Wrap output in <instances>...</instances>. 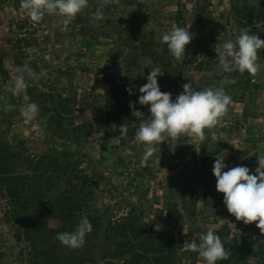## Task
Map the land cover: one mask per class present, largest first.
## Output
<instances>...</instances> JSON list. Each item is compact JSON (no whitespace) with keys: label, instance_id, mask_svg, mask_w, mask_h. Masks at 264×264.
<instances>
[{"label":"rangeland","instance_id":"1","mask_svg":"<svg viewBox=\"0 0 264 264\" xmlns=\"http://www.w3.org/2000/svg\"><path fill=\"white\" fill-rule=\"evenodd\" d=\"M89 1L62 31L58 15L46 14L35 23L21 0H0V154L10 159L15 153L14 170L30 177L13 203L0 189V264H204L183 244H199L209 225H216L225 249L237 253L217 264H264V234L255 223L245 225L228 213L212 171L221 155L224 171L246 166L255 174L256 154L264 153V49L258 50L255 76L225 72L215 52L244 29L264 40V0ZM97 9L103 19L94 17ZM177 25L190 27L193 47L175 60L176 67L164 72L146 53H136V47L153 41L160 50L162 36ZM25 62L45 74L38 81L25 74L26 92L10 91L16 69ZM157 66L163 73L157 77L160 90L171 93L173 101L191 83L193 91L223 88L231 103L218 125L204 130L203 142L186 135L175 145L164 141L142 166L145 146L132 143L141 121L129 104L150 117V106L138 103L139 88ZM107 75L109 91H122L117 99L105 92ZM28 103L39 108L32 120L20 111ZM123 124L126 135H121ZM74 128L79 131L73 137L65 131ZM52 155L65 162L66 175L53 176ZM35 163L39 171L33 174L29 167ZM76 186L81 190L69 205L79 201L80 213L64 217L65 223L42 217V203ZM83 217L92 225L83 247L62 245L55 231L63 226V232H73ZM126 241L141 256L127 254Z\"/></svg>","mask_w":264,"mask_h":264},{"label":"clouds","instance_id":"2","mask_svg":"<svg viewBox=\"0 0 264 264\" xmlns=\"http://www.w3.org/2000/svg\"><path fill=\"white\" fill-rule=\"evenodd\" d=\"M120 0H103L104 5L119 4ZM21 6L32 22L42 21L45 15L56 14L60 17L63 25L62 31H67L68 25L78 13L89 6V0H21ZM96 19H103L101 9L94 13ZM184 27H174L169 33L162 36V43L166 44L169 52L175 60L179 61L185 56L186 46L193 39L192 33ZM264 49V40L256 34H249L244 29L236 36L235 40H228L222 46H216L215 52L219 57V63L225 72L239 71L255 76L260 71V64L257 62L258 50ZM46 61L52 57L45 55ZM54 62V61H53ZM19 73L14 80L10 91L16 93L26 92L28 82L25 74L33 81H38L44 70L37 74L28 63L16 69ZM160 67L151 68L147 75V83L139 88L141 95L138 98L140 105H148L150 117L145 118L144 114L135 109L134 102H130L132 116L140 120L135 131L133 144H142L145 151L141 158V165L145 166L148 159L157 151L164 141H175L182 135L198 138L203 142L205 129H212L218 125L221 118L228 112L231 97L223 88H206L202 91H193L192 84L183 85V92L173 101L171 93L160 90L157 77L162 75ZM126 91L132 94V89ZM25 99H29L25 95ZM21 115L28 119H34L39 108L35 103H28L21 108ZM121 135H126L128 128L121 125ZM157 145L159 147L157 148ZM129 150V155H131ZM258 156V167L255 174L246 166H235L224 169L227 165L223 162L224 156L219 155L213 165V175L216 178V191L223 194V203L230 215L236 221H242L245 225L256 224L261 234H264V153ZM133 202L137 200L132 197ZM239 233L235 224L230 223ZM183 234H188V226L183 224ZM160 225L156 229L160 230ZM92 231V225L87 217H83L73 232L58 233L55 237L64 246L70 249L83 247L86 234ZM240 235V233H239ZM200 243L195 240L183 244L184 251L197 252L204 264H217V261L227 260L231 252L226 250L220 236L217 234L216 225L206 227V232L201 233ZM254 264V261L251 262Z\"/></svg>","mask_w":264,"mask_h":264},{"label":"trees","instance_id":"3","mask_svg":"<svg viewBox=\"0 0 264 264\" xmlns=\"http://www.w3.org/2000/svg\"><path fill=\"white\" fill-rule=\"evenodd\" d=\"M91 2V1H89ZM88 8V7H87ZM86 8V9H87ZM236 9V8H235ZM238 13V12H237ZM82 19L81 14L78 15L77 17V22L79 23ZM178 27H182L181 25H177ZM156 43L153 41L152 44L149 43V45L147 43H145L142 48L141 47H136V53L137 51H139V49L142 51V53H146V55L149 56L150 60L152 63L159 65L160 67L164 68V72H166L165 70H169V67L172 65H174L175 67L176 62L174 57L171 55V53L168 50V47L166 44H159L158 46L160 47V50L156 49V47L154 46ZM193 44L190 43L189 45L186 46L187 50L192 49ZM132 52H135V49H132ZM134 57H137V55H134ZM130 57H128L126 59L127 61V66L129 67V65L131 64L132 61H130ZM134 61H136V58L134 59ZM133 61V62H134ZM129 64V65H128ZM108 67L106 66V69ZM230 74H236V71H232L229 72ZM169 76H172L171 74H168ZM235 79H237V85L239 87H241V85H243L242 82L238 81V78L235 77ZM161 81H164L161 79ZM165 81H167V79H165ZM104 83H105V92L108 96V99L113 96L114 98L117 99V94L121 93L117 92L116 90L118 88L112 89L111 91H109V85L111 84V78L110 75H107L106 78H104ZM161 85V84H159ZM108 87V88H107ZM111 87V85H110ZM119 91V90H118ZM112 94V95H111ZM50 121H53V117L50 118ZM65 131H72L71 133H73V135L70 136H75V134L77 133V131H79L78 128H74L72 130H68L66 129ZM73 140V139H72ZM51 158L53 159L54 162V169H53V176L56 178L58 177V175L60 174H64L66 175L67 166L65 165V162H63L62 160H60V158L58 157H54L53 155L51 156ZM16 159L17 156L12 155V157L10 159L7 158V155L5 153H1L0 154V189L3 193V195L5 197H7V199L9 201H11V203L14 202V199L17 198V195L20 194V192L18 191L19 186L23 185L22 183L25 182L26 180H28L27 175H23L18 173L17 171L14 170L15 168V164H16ZM8 161V163H7ZM48 164V163H47ZM52 164V163H51ZM32 169V170H31ZM29 170L32 172H34L33 174H36L39 170H38V166L37 164H31L29 167ZM46 173H44L43 175H45ZM30 178V177H29ZM36 178V177H34ZM81 188H78V186H76V188L74 190L68 191V193H58L57 196H55L54 201H50L48 203H42V217L44 218L47 217H55V218H59L62 222H67L65 220L64 217H68V216H72L76 213H80V202L78 201V203L76 202V204L74 205L75 207H70V201L69 199L73 196V194L76 195V193H78V191H80ZM17 194V195H16ZM78 199V197H77ZM79 200V199H78ZM45 214V215H44ZM123 226V230L127 231V226L126 224L120 223L119 225ZM64 230V227L61 226L60 229L56 230V233H62ZM125 244L127 245L128 249H127V254H134L133 250L134 247L132 245H130L129 241H126ZM237 253H231V257L233 258L234 255H236ZM141 256L140 254H134V256ZM146 258V257H145Z\"/></svg>","mask_w":264,"mask_h":264}]
</instances>
